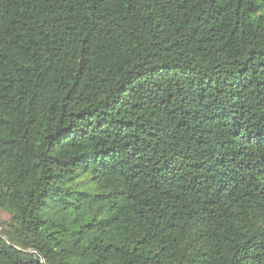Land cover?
Wrapping results in <instances>:
<instances>
[{"label":"trees","instance_id":"obj_1","mask_svg":"<svg viewBox=\"0 0 264 264\" xmlns=\"http://www.w3.org/2000/svg\"><path fill=\"white\" fill-rule=\"evenodd\" d=\"M0 264H264V0H0Z\"/></svg>","mask_w":264,"mask_h":264},{"label":"rangeland","instance_id":"obj_2","mask_svg":"<svg viewBox=\"0 0 264 264\" xmlns=\"http://www.w3.org/2000/svg\"><path fill=\"white\" fill-rule=\"evenodd\" d=\"M7 219V215L0 211V221Z\"/></svg>","mask_w":264,"mask_h":264}]
</instances>
